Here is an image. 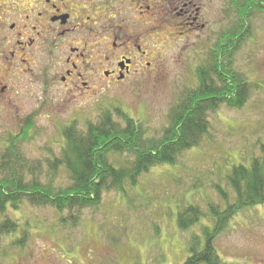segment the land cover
<instances>
[{
	"label": "rangeland",
	"instance_id": "rangeland-1",
	"mask_svg": "<svg viewBox=\"0 0 264 264\" xmlns=\"http://www.w3.org/2000/svg\"><path fill=\"white\" fill-rule=\"evenodd\" d=\"M204 14L207 28L199 38L192 35L170 45L166 41L171 37L169 31L156 37L154 74L132 78L127 85L114 86L96 99L80 98L79 93L57 84L52 92L53 77L32 75L26 76V81L1 71L0 81L10 89L0 92V160L9 138L19 136L25 121L32 118L34 129L30 139L20 142V149L25 159L42 162L46 173L45 160L58 157L62 150L63 128L77 120L84 129L86 122L96 123L105 108L123 109L144 124L147 142L159 140L178 100L191 87L194 68L204 65L221 30L236 21L230 0H222V4L207 0ZM252 23L254 35L235 63L255 85L246 106H222L211 113L209 136L200 148L186 152L174 167L156 168L144 175L136 187L127 184L124 194H106L99 208L74 212L76 222L62 223L51 208L25 206L14 213L12 217L19 220L26 238L19 244L12 241L14 237L2 239L0 264H184L191 254V236L200 230L195 226L183 231L179 213L195 203L205 212L211 201L225 207L212 186L221 185L233 197L226 178L234 163L249 166L254 156L264 160V16H257ZM181 33L189 32L179 30L175 37ZM197 84L194 81L192 87ZM125 157L130 159V155H120L111 161L124 168ZM55 182L70 183L62 170ZM63 216L68 218L70 213ZM215 245L226 264H264V206L238 215Z\"/></svg>",
	"mask_w": 264,
	"mask_h": 264
},
{
	"label": "trees",
	"instance_id": "trees-1",
	"mask_svg": "<svg viewBox=\"0 0 264 264\" xmlns=\"http://www.w3.org/2000/svg\"><path fill=\"white\" fill-rule=\"evenodd\" d=\"M230 12L236 21L224 29L208 52L197 72V87L182 94L159 140L147 142L144 124L123 109L105 108L97 122H86L84 129L77 120L63 128L60 155L45 160L44 173L42 162L25 159L20 149V142L30 139L34 129L32 118H28L21 134L9 138L0 160V241L14 237L12 241L19 244L26 238L19 220L12 217L25 206L51 208L62 223L76 222L74 212L99 208L106 194H124L127 184L136 187L144 175L156 168L174 167L186 152L200 148L209 136L211 113L222 106H246L255 85L237 70L236 57L254 35L252 20L264 16V0H230ZM120 155H130V159L125 157L127 167L112 163L113 156ZM61 170L70 182L66 186L55 182ZM226 180L233 197L221 185L212 186L225 207L211 201L205 212L195 203L179 213L183 231L195 226L200 230L191 236V254L184 264H226L217 252V238L238 215L264 206L261 157L254 156L249 166L234 163ZM66 211L68 218L63 216Z\"/></svg>",
	"mask_w": 264,
	"mask_h": 264
},
{
	"label": "flooded vegetation",
	"instance_id": "flooded-vegetation-1",
	"mask_svg": "<svg viewBox=\"0 0 264 264\" xmlns=\"http://www.w3.org/2000/svg\"><path fill=\"white\" fill-rule=\"evenodd\" d=\"M206 5L207 0H0V72L26 81L53 77L52 92L57 84L96 99L156 72L159 34L169 31L170 45L199 38L207 28ZM179 30L189 33L175 37ZM9 89L0 81L1 94Z\"/></svg>",
	"mask_w": 264,
	"mask_h": 264
}]
</instances>
